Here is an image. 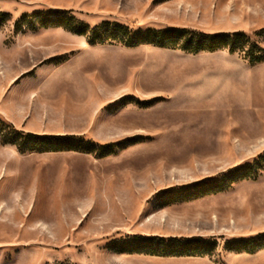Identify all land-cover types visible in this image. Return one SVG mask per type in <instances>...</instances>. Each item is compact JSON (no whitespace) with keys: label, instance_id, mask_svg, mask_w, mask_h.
<instances>
[{"label":"rangeland","instance_id":"1","mask_svg":"<svg viewBox=\"0 0 264 264\" xmlns=\"http://www.w3.org/2000/svg\"><path fill=\"white\" fill-rule=\"evenodd\" d=\"M0 12V120L95 146L21 152L0 137V264H264V249L225 247L264 234V62L93 32H243L264 47V0H0ZM34 12L52 14L47 26L17 32ZM244 164L251 178L178 201ZM133 236L216 246L203 257L112 249Z\"/></svg>","mask_w":264,"mask_h":264},{"label":"trees","instance_id":"2","mask_svg":"<svg viewBox=\"0 0 264 264\" xmlns=\"http://www.w3.org/2000/svg\"><path fill=\"white\" fill-rule=\"evenodd\" d=\"M49 13L34 12L32 15L23 14L15 24L17 32H21L24 28L36 26L37 23L41 27H46L50 22ZM2 19L0 20V29L5 24L9 15L0 12ZM48 16V17H46ZM28 19V20H27ZM61 26L56 24V27ZM72 31V30H71ZM85 29L79 33L84 34ZM98 38L102 35L105 39L102 41H110L111 44H122L127 47H135L142 44H150L165 48H177L192 54L208 51L214 52L218 50H228L230 53H238L250 64L264 62V47L260 46L259 41L253 40L250 36L243 32L233 34H216L210 35L202 32H196L185 28H165V29H131L128 26L118 23H104L93 29ZM257 38L264 37V31L256 33ZM92 44L97 43L94 39ZM0 137L4 138V144L16 146L19 151L24 152L25 149L31 151L59 152V151H91L94 144L85 142L82 138L76 136H47L34 135L22 131H18L13 125L0 120ZM110 148V146L102 149ZM260 168V167H258ZM255 167L251 164H244L237 167L232 173L226 177L208 182L197 183L184 188L179 199L193 200L205 195L217 194L227 190L232 182L251 178L254 174ZM216 246V242L195 239H177L170 238L165 240L159 237H141L133 236L120 243L115 242L112 249L121 253H144L148 255H158L166 257L181 256H199L203 257L210 254ZM225 247L230 251L246 252L254 254L264 249V234L249 239H233L225 243Z\"/></svg>","mask_w":264,"mask_h":264}]
</instances>
